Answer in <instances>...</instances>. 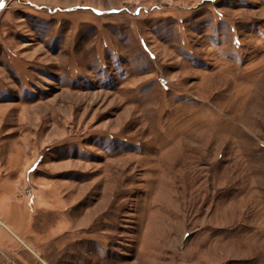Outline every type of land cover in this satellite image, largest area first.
Wrapping results in <instances>:
<instances>
[{"label":"rangeland","instance_id":"rangeland-1","mask_svg":"<svg viewBox=\"0 0 264 264\" xmlns=\"http://www.w3.org/2000/svg\"><path fill=\"white\" fill-rule=\"evenodd\" d=\"M0 264H264V0H0Z\"/></svg>","mask_w":264,"mask_h":264}]
</instances>
